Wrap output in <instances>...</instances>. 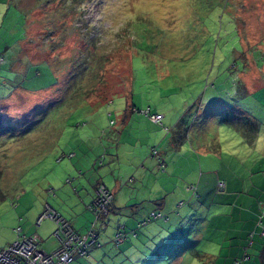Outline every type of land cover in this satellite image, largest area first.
<instances>
[{"label":"rangeland","instance_id":"rangeland-1","mask_svg":"<svg viewBox=\"0 0 264 264\" xmlns=\"http://www.w3.org/2000/svg\"><path fill=\"white\" fill-rule=\"evenodd\" d=\"M27 33L32 39L29 59L25 52L23 58L18 54L23 51L19 40ZM13 51L21 68L27 65L24 73L6 68ZM46 51L55 53L51 57ZM0 55V129L11 123L15 128L0 133V248L18 224L27 220L33 229L42 227L39 214L32 217L39 205L53 206L68 221L78 212L71 204V149L81 152L79 137L91 128L119 130L127 114L150 119L158 112L161 121L140 124L142 134L152 140L142 142L149 153L141 163L148 159L149 171L131 192L146 196L160 191L163 196L170 190L175 207L183 202L169 212L178 215L169 222L171 234L183 238L167 241L168 231L161 230L157 237L166 241L159 239L153 247L145 241L138 253L121 256L117 231L128 239L133 234L125 231L128 224L120 227L125 216L133 218L135 211L147 208V203H129L125 212L110 211L102 217L104 224L96 222L100 240L114 247L96 264H214L225 248L214 244L210 232L199 241L190 231L208 223L209 228L226 226V216H211L226 206L211 204L212 189L196 196L198 183L190 181V171L201 162L197 172L206 174L213 160L214 167L227 171L232 156L244 165L247 139L260 131L259 145L264 142V0H0ZM95 73L98 78L93 79ZM9 93L13 95L7 97ZM103 140L107 146L105 135ZM183 142L189 148L174 156L171 167L182 179L168 178L165 147L172 150ZM131 144H122L121 153L132 149ZM126 164L123 153L115 162L105 155L100 170L83 179L111 178L113 172L118 175V165ZM247 166H230V171L244 178ZM122 176L128 185L134 182L131 173ZM86 210L90 222L95 221V214ZM158 220L163 216L146 225Z\"/></svg>","mask_w":264,"mask_h":264},{"label":"crops","instance_id":"crops-1","mask_svg":"<svg viewBox=\"0 0 264 264\" xmlns=\"http://www.w3.org/2000/svg\"><path fill=\"white\" fill-rule=\"evenodd\" d=\"M29 38L30 36L27 33L23 39L19 40V44L21 45L23 51H20L18 54L22 58L24 57V52L28 58L27 48L28 46L30 47V41L32 40ZM16 53L17 51L12 52L10 59L7 61L6 68H8L12 72L17 73L23 70L24 73L26 71L25 68H27V65H24L25 67L21 68V64L17 63V59L20 58H18V54ZM54 53L55 51H46V54L51 55V57H53ZM36 54L39 55V51ZM11 95H13V93H9L7 97H11ZM123 118H125V120L122 121L119 130L110 127L108 128V130H104L103 132H101L98 128H91L88 133H86L82 137H79L80 139L82 138L80 140V143H82L83 146L81 152L78 153L76 150L71 149V204L72 207H74L78 212H75L71 216V220L69 222L72 227L79 233H86L91 227H93L98 233L97 242L99 243V245H94L91 248L88 256L82 259H75L68 264H96V262L100 261L102 257L107 253L109 248L114 249L113 246L109 244L105 245V241L100 240V233L95 228L97 224L96 222L101 221L102 224H104V219L102 217H99L98 220L95 219V221L90 222L91 215L89 211L86 210L89 209V204L95 198V188L99 183L105 184V186L113 193V200L110 206V211L112 212H125V208L127 207V205H129V203L135 202L137 206L145 205L144 203H147V208L145 210H143L142 212H134L136 214L135 217L131 218L129 216H125L124 218L123 227H125L124 229H126V224H128L130 228H127V230L125 231H131L133 233V236L131 235V239H128L125 236L126 239L123 238L125 239V241L121 240L116 243L119 247L116 250L121 254V256L123 255V253H130L132 255L138 253L136 249L140 246V244L147 245L144 243L145 241L146 243L149 242V245L151 244L150 247H153V245L156 244V241H158L159 239H164L160 238L161 236L157 237L161 230L168 231L169 237L167 238V241H181L183 238V236L181 238V234H171V230L173 227L169 222L173 218L178 217V215H175L173 213L169 214V212H171V210L179 208L183 204V202H179L182 204L179 205L178 203L177 207H175V197L172 196L170 190H168L167 192H165L164 190L163 196L160 194V191L157 193L152 192L151 194L146 196H141L139 193L135 194L131 192V189L135 190V186L138 185V183H142V180L146 181V173H148L149 171L145 169V165L148 159L141 163L143 157H145L146 154L149 153L148 149L143 146L142 142L149 143V141L152 142V140H149V137L147 135L142 134L143 131L142 129H140V124L141 122L153 124L154 121L150 120L151 118L149 119L141 114H137L134 116H130L127 114L124 115ZM131 120L132 122H134L132 125V130L134 125L138 127L134 129L136 133L132 132V130H126L127 124H129ZM176 124L177 123L175 122L173 127H175ZM86 125L87 123H84L83 126ZM104 135L107 141V146H105V141L103 140ZM261 136V132L258 131L256 134H252L250 139H247L249 141V146L247 147V149H245V154H247L248 157L245 158L244 165H242L232 156L229 157V165L227 166V171H221L219 168H217L216 165L214 167V163L216 164V161L213 160L211 162L208 173L203 174V172H201L200 175L197 172V168L201 167L202 169V163L200 162L199 165H192L194 171H190V175L192 176L190 178V181H196L198 183V185L195 186L196 188H194L199 193L198 194L196 192V196L202 197L203 191H205V189H212L215 191V195L210 199L211 204L226 206V208H223L221 210H213V213L211 214L213 218H220V216L222 215L226 216L228 220V224L226 226H218L214 224L211 228H209L208 223L206 226H203V224L195 225L191 228L190 231L193 237L197 238L199 241L203 239L205 233L210 232V235H214V237L216 238V240H214V244H219L220 247L225 248L224 252H219L218 257H214V264H264L262 259V251L264 250V236L260 234L259 225L260 223H264V142L262 145H259ZM155 139L156 134L154 135V140ZM127 142L133 143L131 144L132 149H125L126 151H122V153L126 157L127 164L125 168L124 165H118V175L114 174L113 172L111 178H109L108 176H104V178H102L99 176L97 177L96 175L94 179L91 178L87 182L83 179V177H85L87 173L94 174V169L95 173H97L98 169L100 170L101 166L105 163V155H109L110 161L112 162L120 161L122 155L120 149L122 148V144ZM191 144L193 145V143ZM179 145H172V150L165 147L163 157L165 161H167V168L170 171V174H167L168 178H171V175H174L176 178L182 179L181 177H178V175L175 174L174 170H172L171 168L176 164L175 162H173L174 156H180L183 151L186 152L189 148L186 142H183V144L180 146ZM107 147H110V150H108ZM218 151L220 152V148ZM149 160L154 161V163L156 162L154 159ZM97 165H99V168ZM246 165H248V170L244 178L237 177L235 175V170H233V173L230 171V166H233L235 168H240L243 166V168L245 167L246 169ZM130 173V179H134V182L128 185V183H125L122 175H128ZM160 178H163V174L160 175ZM183 179L186 181L185 176ZM241 179L244 180L242 188H238V185H240L241 183ZM220 182L223 184L222 189H219L218 187V184ZM128 189L130 190L128 191ZM163 189L165 188L163 187ZM50 207L54 209L60 216L66 219L57 209L53 208V206L51 205ZM44 208L45 205L37 206L32 212V217L34 218L36 215H40ZM157 209H162L160 211L164 213V220H158L154 223H151L150 225H146L147 223L152 221L150 220L149 222H146L145 224L139 226V223L143 220L142 217L146 214L147 211L148 214L151 211H155ZM16 213L17 212L15 211L13 214L14 217ZM22 220L23 219L21 216L17 217V221L21 222ZM44 222L45 221L42 220L39 224V226L42 227H39L37 229H33L30 226L29 221L27 220L22 226L19 224L17 226L21 227L22 234L34 235L37 238L39 249L49 252L58 246L59 239L54 233L56 229L54 221L49 218L45 223ZM143 225H145V227L142 228V233L138 235L137 230L138 228L140 229ZM13 231L14 233H11L9 240L5 242L6 244L3 247L10 244L16 238V232L15 230ZM185 233H187L186 230L184 231V234ZM164 241H166V239H164ZM153 254H157L160 257V254L158 253ZM211 256L215 255L211 254Z\"/></svg>","mask_w":264,"mask_h":264},{"label":"built area","instance_id":"built-area-1","mask_svg":"<svg viewBox=\"0 0 264 264\" xmlns=\"http://www.w3.org/2000/svg\"><path fill=\"white\" fill-rule=\"evenodd\" d=\"M2 61L3 58L0 55V63ZM161 118L162 115L158 113L151 115V119L154 122L161 121ZM151 153H156V150L152 149ZM218 187L222 189L223 184L220 182ZM112 200L113 193L105 184H97L95 198L88 206L95 214V219L110 213ZM162 216L160 212L151 211L139 223V226ZM44 218H50L55 222L56 229L54 233L59 239L58 246L52 251H43L39 249L37 238L34 235L22 234L21 227L17 226L14 229L16 238L10 244L0 248V264H68L76 258L87 256L94 245H99L97 242L98 233L93 227L86 233L77 232L68 220L60 216L48 204L37 218V222L40 223ZM259 225L260 234L264 236V223H260ZM120 227H123V225ZM123 238H125V233L118 230L115 235V242L118 243Z\"/></svg>","mask_w":264,"mask_h":264},{"label":"trees","instance_id":"trees-1","mask_svg":"<svg viewBox=\"0 0 264 264\" xmlns=\"http://www.w3.org/2000/svg\"><path fill=\"white\" fill-rule=\"evenodd\" d=\"M96 46V45H95ZM94 46V47H95ZM90 51V50H89ZM85 63H86V60L84 61ZM85 66H83V67H81L80 69H79V71L78 72H74V73H76V76H78V74L80 73H82L83 72V68H84ZM91 73H92V71H91ZM73 74V73H72ZM71 74V75H72ZM92 77H93V79L94 78H98L97 77V74L95 73L94 75H92ZM57 81V77H56V79L54 78V80L50 83V85H48V87H50L53 83H55V82ZM48 87H45V88H48ZM76 91H78V90H76ZM0 109H2V107L0 106ZM46 111V109L45 110H43L42 112L44 113ZM1 119H2V117H1V115H0V123H1ZM10 128H14L13 127V125H12V123L10 124V125H5V126H2V128L0 129V133H2V131L3 130H6V131H4V132H7V134H8V130L10 129ZM15 129V128H14ZM5 134H3V136H4ZM179 141V140H178ZM1 170H0V179H1ZM4 198V194L2 193V190H1V188H0V200H2ZM262 259H263V262H264V250L262 251Z\"/></svg>","mask_w":264,"mask_h":264}]
</instances>
